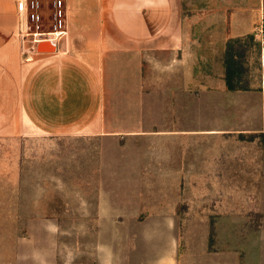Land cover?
<instances>
[{
	"label": "crops",
	"instance_id": "1",
	"mask_svg": "<svg viewBox=\"0 0 264 264\" xmlns=\"http://www.w3.org/2000/svg\"><path fill=\"white\" fill-rule=\"evenodd\" d=\"M65 2L68 27L47 54L59 53L66 70L29 79L30 110L18 12L0 0L3 171L21 182L31 139L44 149L37 163L50 172L34 196L55 207L43 227L179 230L225 220L262 238L264 104L253 122L236 127L234 117L250 92L235 57L250 68L255 54L264 94V0ZM208 17L222 27L198 28ZM157 67L162 77L144 75ZM155 93L161 130L146 125ZM146 245L153 264H175L173 237Z\"/></svg>",
	"mask_w": 264,
	"mask_h": 264
},
{
	"label": "rangeland",
	"instance_id": "2",
	"mask_svg": "<svg viewBox=\"0 0 264 264\" xmlns=\"http://www.w3.org/2000/svg\"><path fill=\"white\" fill-rule=\"evenodd\" d=\"M31 13L37 14L38 19H33ZM67 27L65 0L60 6H54L53 0H40L38 8L28 9L26 18L18 14L14 44L20 45L21 56H26L30 110H33L34 82L29 79L37 74L50 75V67L56 73L66 70L64 58L59 53H37V39L50 38L51 35L57 41ZM197 27L211 29L222 26H211L208 17ZM235 53L241 57L238 52ZM254 55L251 54L250 68L246 67V60L242 63L235 57L239 61V64L235 63L238 67L236 72H239L236 76L244 81L239 87L250 89L237 103L239 115L234 117L236 127L253 122L255 112L264 104V94L259 92L262 85H258L259 72ZM202 68V74L210 72V69ZM144 75L162 77L164 73L161 67H157L144 69ZM146 108L151 111L146 125L161 130V94L150 95ZM209 119L203 117V123L208 124ZM35 143L31 139L20 182L12 170L4 175L0 133V264H153L154 255L149 254L146 238H154L156 243H161L170 236L175 239V264H264V230L263 237L259 238L260 230L228 228L229 223L225 220L219 221L218 227L179 230L43 227L42 218L50 215L49 209L55 206L39 204L44 198L34 196L41 187L45 188L41 178L45 172H50V169L45 170L37 163L36 157L40 158L44 149ZM61 167L66 169L67 166Z\"/></svg>",
	"mask_w": 264,
	"mask_h": 264
},
{
	"label": "built area",
	"instance_id": "3",
	"mask_svg": "<svg viewBox=\"0 0 264 264\" xmlns=\"http://www.w3.org/2000/svg\"><path fill=\"white\" fill-rule=\"evenodd\" d=\"M15 2V8L18 14L27 17L28 9L35 7L38 8L40 5V0H14ZM62 3V0H53L54 6H60ZM32 18L38 19V15L31 13Z\"/></svg>",
	"mask_w": 264,
	"mask_h": 264
},
{
	"label": "water",
	"instance_id": "4",
	"mask_svg": "<svg viewBox=\"0 0 264 264\" xmlns=\"http://www.w3.org/2000/svg\"><path fill=\"white\" fill-rule=\"evenodd\" d=\"M35 50L42 53H52L56 50V41L51 38H38Z\"/></svg>",
	"mask_w": 264,
	"mask_h": 264
},
{
	"label": "bare ground",
	"instance_id": "5",
	"mask_svg": "<svg viewBox=\"0 0 264 264\" xmlns=\"http://www.w3.org/2000/svg\"><path fill=\"white\" fill-rule=\"evenodd\" d=\"M54 36V35H53ZM50 38L52 39V36L50 35ZM53 40V39H52Z\"/></svg>",
	"mask_w": 264,
	"mask_h": 264
}]
</instances>
